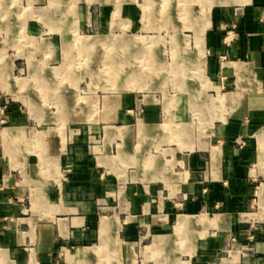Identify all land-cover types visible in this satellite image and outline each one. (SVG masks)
<instances>
[{
    "label": "rangeland",
    "instance_id": "1",
    "mask_svg": "<svg viewBox=\"0 0 264 264\" xmlns=\"http://www.w3.org/2000/svg\"><path fill=\"white\" fill-rule=\"evenodd\" d=\"M252 2L0 0V157L27 189L23 199L44 207L48 187L65 181L71 170L67 165L54 171L43 162L46 140L36 131L55 124L65 145L86 144L102 176L114 178L115 193L106 200L110 206L119 203L130 184L149 190L163 184L147 177L157 172L154 160L159 159L178 192L165 197L183 204L191 198L184 189L193 181L207 191V168L225 140L219 127L237 103L220 98L237 87L238 79L235 83L228 75L243 78L244 95L264 92L255 70L238 69L239 59L215 51L209 39L216 33L222 45L230 46L244 7ZM214 56L216 72L210 69ZM33 95L40 97L33 101ZM64 105L70 114L38 121L39 130L32 124L22 134L20 128L6 129L12 107L59 113ZM149 107L160 110L161 136L138 129ZM119 127L127 131L118 134ZM233 141L246 143L242 136ZM22 145L29 155L41 156L37 166L22 163ZM224 249H232L231 244Z\"/></svg>",
    "mask_w": 264,
    "mask_h": 264
},
{
    "label": "crops",
    "instance_id": "2",
    "mask_svg": "<svg viewBox=\"0 0 264 264\" xmlns=\"http://www.w3.org/2000/svg\"><path fill=\"white\" fill-rule=\"evenodd\" d=\"M243 12L231 45H222L221 37L212 33L210 46L239 59L238 69L255 70L264 85V0H253ZM210 69L217 70L215 56ZM228 78L235 83L238 79V84L223 93L222 100L237 103L219 127L225 140L216 146L207 168L208 190L193 181L184 189L191 198L183 204L164 196L178 192L172 188L173 175L159 159L154 160L157 172L147 177L163 184L156 190L130 184L119 203L110 206L106 200L115 193L114 178L102 176L86 144L65 145L56 124L38 129V121L70 114L65 105L59 113L40 106L27 112L9 109L6 129L20 128L22 134L29 124L37 127L46 140L43 162L54 171L67 165L71 170L65 181L48 187L41 207L23 199L27 189L19 186L17 175L0 157V264H264V92L244 95L243 78L232 73ZM145 121L138 124L140 132L161 136L158 108H147ZM124 130L119 127L118 134ZM237 136L245 138L244 147L233 141ZM26 148L20 149L22 163L37 166L41 156L29 155ZM233 236L238 239L235 247L224 249Z\"/></svg>",
    "mask_w": 264,
    "mask_h": 264
},
{
    "label": "built area",
    "instance_id": "3",
    "mask_svg": "<svg viewBox=\"0 0 264 264\" xmlns=\"http://www.w3.org/2000/svg\"><path fill=\"white\" fill-rule=\"evenodd\" d=\"M240 145H241V147H243V146L246 145V143L243 141V142H240ZM252 238H253V236L250 235V239H252ZM237 240H238V239H237L236 236L231 237V241H232V243H231V248H232V249L235 247V243H237Z\"/></svg>",
    "mask_w": 264,
    "mask_h": 264
},
{
    "label": "bare ground",
    "instance_id": "4",
    "mask_svg": "<svg viewBox=\"0 0 264 264\" xmlns=\"http://www.w3.org/2000/svg\"><path fill=\"white\" fill-rule=\"evenodd\" d=\"M119 66H120V65H119ZM230 94H231V93H230ZM220 98L222 99V98H224V96H221ZM6 136H7V135H6Z\"/></svg>",
    "mask_w": 264,
    "mask_h": 264
}]
</instances>
